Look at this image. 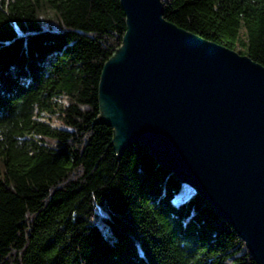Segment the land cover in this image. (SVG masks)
<instances>
[{
    "label": "trees",
    "instance_id": "obj_1",
    "mask_svg": "<svg viewBox=\"0 0 264 264\" xmlns=\"http://www.w3.org/2000/svg\"><path fill=\"white\" fill-rule=\"evenodd\" d=\"M162 17L264 68V0H167ZM125 30L119 0H0V264H256L207 202L139 144L118 154L99 123Z\"/></svg>",
    "mask_w": 264,
    "mask_h": 264
},
{
    "label": "water",
    "instance_id": "obj_2",
    "mask_svg": "<svg viewBox=\"0 0 264 264\" xmlns=\"http://www.w3.org/2000/svg\"><path fill=\"white\" fill-rule=\"evenodd\" d=\"M126 30L98 83L99 123L191 188L264 264V68L119 0Z\"/></svg>",
    "mask_w": 264,
    "mask_h": 264
},
{
    "label": "rangeland",
    "instance_id": "obj_3",
    "mask_svg": "<svg viewBox=\"0 0 264 264\" xmlns=\"http://www.w3.org/2000/svg\"><path fill=\"white\" fill-rule=\"evenodd\" d=\"M162 1H167V0H162ZM52 123H53L55 126L57 125L54 121H52Z\"/></svg>",
    "mask_w": 264,
    "mask_h": 264
}]
</instances>
